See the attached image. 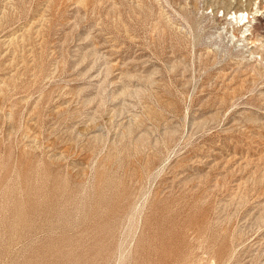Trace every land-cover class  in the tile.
<instances>
[{"label": "rangeland", "instance_id": "1", "mask_svg": "<svg viewBox=\"0 0 264 264\" xmlns=\"http://www.w3.org/2000/svg\"><path fill=\"white\" fill-rule=\"evenodd\" d=\"M0 264H264V0H0Z\"/></svg>", "mask_w": 264, "mask_h": 264}, {"label": "bare ground", "instance_id": "2", "mask_svg": "<svg viewBox=\"0 0 264 264\" xmlns=\"http://www.w3.org/2000/svg\"><path fill=\"white\" fill-rule=\"evenodd\" d=\"M236 16V12H234V16L233 15H231L230 16V18L231 17H235ZM235 19H237V22H238V25L240 26H243L244 25V23L245 22H248L249 20H248V12H243V11H241L238 15H237V17L235 18ZM228 24V23H227ZM247 29V28H246ZM243 29L241 30V32L243 33ZM245 33V32H244ZM233 35V34H232ZM242 38V37H241ZM240 38V39H241ZM245 39V36L242 38V40H244ZM251 52H253V51H251Z\"/></svg>", "mask_w": 264, "mask_h": 264}]
</instances>
